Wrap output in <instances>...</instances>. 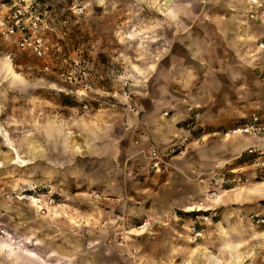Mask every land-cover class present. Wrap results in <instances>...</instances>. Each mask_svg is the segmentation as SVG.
Returning a JSON list of instances; mask_svg holds the SVG:
<instances>
[{"label": "rangeland", "instance_id": "rangeland-1", "mask_svg": "<svg viewBox=\"0 0 264 264\" xmlns=\"http://www.w3.org/2000/svg\"><path fill=\"white\" fill-rule=\"evenodd\" d=\"M31 1L44 25H49L44 34L53 43L54 50L44 59L19 49L11 38L5 37L0 26V67L5 71L3 75L0 71V94L19 92L27 88L30 81L31 92H43L53 99L71 102L78 106L79 113L88 109L83 106L85 102L90 107L98 101L92 100L91 95L79 99L76 91L83 85L74 81L81 78V74L82 81H86V77L97 81L99 73L93 68L96 73L83 74L73 59L82 60L86 69L89 65L96 67L103 63L125 69L121 65L130 66L132 62L134 67L144 59L143 51L136 41L129 40L138 37L134 36L136 30L127 32L129 38L126 40L114 34L121 20L127 17V27L131 28L135 27V22L144 26L150 22L154 27H162L165 23L160 14L161 4L148 0ZM181 8L184 9L183 4ZM0 10L1 15L8 13L1 3ZM139 14L154 19L135 20ZM139 32L142 33L140 29ZM243 37L249 39L250 32ZM59 45H62V51L57 50ZM46 63L49 68L45 67ZM8 65L23 83H10L12 75H9ZM243 70L247 84L238 83L240 91L250 90V79L258 75V71ZM105 79L110 88L117 84L111 76L105 75ZM100 81L103 80L100 78ZM257 86L258 83H254V87ZM198 88L199 84H194L185 89H191V95H195ZM178 92L182 94V91ZM239 97L238 107L242 112L219 124L211 122L214 118L211 111L201 112L194 101L176 109L180 114L171 141L173 145L170 146L171 142L159 145L161 150L167 151L165 158L170 161L162 163L158 178L151 182L150 188L142 190L140 181H128L124 195L108 196L84 180L68 195L39 189L41 202L20 198L21 195L16 194L23 191L10 190L5 165L12 164L9 160L13 155L11 146L20 156L15 165L32 162L38 155V146L29 143L28 151L24 153L13 142L2 123L7 114V102L19 100H0V131L10 149L7 153V147L0 143V198H11L15 202L14 210H0V248H12L14 243L11 242L20 245V248L15 245L14 254L0 250V264H40V256L60 264H264V167L234 157L240 151L224 154L223 157L228 159L213 154L216 164L227 160L225 165L217 167L211 164L212 158L202 157L201 151L205 147L210 154L220 147L225 140L215 131H225L243 122L251 113L256 101ZM187 107L189 114L185 113ZM218 118L224 119L223 116ZM74 141L73 148H80L76 151L88 152L87 143ZM208 166L214 169L202 171ZM170 172L172 179L165 182ZM202 172L217 192L213 198L206 195L207 184L200 180ZM82 178L80 176V181ZM167 183L176 186L166 196ZM96 193L100 195L95 196ZM173 209L176 210L172 213L174 221L168 218ZM166 217L169 221L163 222ZM183 222L186 224L182 225ZM196 230L202 234L196 235ZM25 236H31V239L25 241Z\"/></svg>", "mask_w": 264, "mask_h": 264}, {"label": "crops", "instance_id": "crops-1", "mask_svg": "<svg viewBox=\"0 0 264 264\" xmlns=\"http://www.w3.org/2000/svg\"><path fill=\"white\" fill-rule=\"evenodd\" d=\"M148 1L161 4L160 14L162 19H165L164 25L154 27V24L146 22L149 26L145 23V27L135 22V27L131 28L127 27V17L120 19L121 23L114 34L123 36L126 40L129 38L126 37L127 32L136 30L134 36L138 37L129 40L137 42L143 51L144 59L136 63L139 66L133 67L132 62L130 66L122 64L125 69L115 64L103 63L96 67L89 65L87 73L93 74L97 71L98 79H75L74 83L79 81L83 85L76 94L79 99L91 95L90 98L98 102L91 104L83 113H79L78 106L71 102L53 99L43 92H31L30 81L28 87L19 92L8 91L0 94L1 101L19 100L7 102L6 105L7 114L2 124L9 132L10 138L24 153H27L29 143L34 144V147L38 146L36 158L28 164L25 161V165H15L20 161V156L11 146L13 155L9 160L12 164L5 165L11 191H22L23 188L33 185L51 193L68 195L84 180L108 196L124 195V187L128 185V181H140L141 189L145 190L151 187V182L157 180L159 175L149 156L150 146L159 147L174 140L180 114L177 108L194 101L193 104L199 107L201 112L211 111L214 115L211 122L219 124L242 112L238 107L241 95L256 101L252 105L254 107L251 113L259 111L264 114V47L259 46V41L264 40V0ZM182 4L184 9L181 8ZM196 6L199 7L198 10ZM169 8H172V12ZM134 19L153 21L154 18L139 14ZM7 21V14L0 13L2 33ZM45 26L48 28V23H45ZM139 29L141 34H138ZM248 32L250 38L245 39L243 36ZM12 41L18 47L14 38ZM139 41H142L141 44ZM59 47L63 50L62 45ZM22 50L33 52L31 49ZM124 62L123 59L122 63ZM93 68L96 71H92ZM245 68L253 73L258 71V75L257 78L250 79V90L240 91L238 83L247 84L243 70ZM0 71L2 75L5 72L2 67ZM8 71L9 75H12L11 84L23 83V79L13 73L10 65ZM124 74L132 76L129 97L122 93ZM105 75L111 76L112 81L117 84L110 88ZM100 78L103 81H100ZM254 83H258L257 88ZM194 84H199L198 94L191 95V89L187 92L185 88ZM208 84H214L215 87ZM224 85L229 89L224 88ZM83 89H86V92H83ZM176 90L182 91V94ZM185 93L189 95L186 96ZM189 108L187 107L188 111L185 113L189 114ZM169 110L172 114L165 113ZM220 116L224 119H219ZM230 128L232 126L228 129ZM225 131H215L221 133L225 141L220 143V147H216L219 149H213L210 154L205 147L201 149L202 157L212 158L214 154L216 157L225 158L224 154L241 151L249 143L245 134L226 135L223 134ZM74 140L87 143L88 152L76 151L80 148H73ZM0 143L7 147V153L10 152L1 131ZM237 156L238 154L234 157ZM168 161L170 160L168 159L167 163ZM226 161L216 164L212 158L211 164L218 167L225 165ZM212 169L214 167L208 166L202 171ZM171 174H167L165 182L172 179ZM80 176H83L82 181ZM165 182L163 186H166ZM175 186L168 184L165 195H169ZM12 200L0 198V210H14L15 202ZM175 211L170 210L171 215H168L172 221V213ZM168 221L167 217L163 220ZM176 222L179 223V220ZM185 224L183 222L182 225ZM172 227L176 226L173 224ZM30 239L31 236L24 238L25 241ZM11 243H14L12 248L0 250L9 251V255L14 254L15 245L19 248L20 245ZM40 259V264H60L49 262L45 257L40 256ZM219 260L217 259L221 262Z\"/></svg>", "mask_w": 264, "mask_h": 264}, {"label": "built area", "instance_id": "built-area-1", "mask_svg": "<svg viewBox=\"0 0 264 264\" xmlns=\"http://www.w3.org/2000/svg\"><path fill=\"white\" fill-rule=\"evenodd\" d=\"M252 1L258 2V0ZM32 2L33 1L29 0H0V3L6 8L8 12V21L5 24L3 34L5 37L11 39L14 38L18 47L22 49H31L38 57L46 59L49 52L54 50V47L53 43L44 34V28L46 26L42 22L43 20L39 13H37L36 10L32 8ZM259 46L264 47V40L259 41ZM57 50H62V48L58 46ZM73 60L80 72L83 74L88 72V69H86L87 67L83 64L82 60L78 58ZM45 67L49 68L50 65L46 63ZM82 76L83 75L81 74V77ZM131 81L132 80L128 75L124 74L122 76V93L124 96L129 97L131 95ZM83 106L84 108H89L88 102H85ZM190 109H192V106H190ZM165 113H168V111H165ZM238 133L245 134L249 138V143L239 152L237 157L242 156L243 153H246L251 157V159L248 158V160H251L253 165L264 167V114L259 111L253 112L243 122L224 132L226 135ZM169 149L170 151H173V148L170 147ZM166 154L167 151L165 152L164 150H161L156 145L150 146L149 156L152 159V165L155 169H161L162 163L167 161L165 158ZM204 173L205 172L200 173V180L207 184V197L213 198L217 192L215 189L211 188L212 186L210 182H208V178L202 175ZM38 190L39 189L36 186H28L27 188L22 189L23 192L21 194L17 193L16 195L20 197L22 194H34L39 196L42 201V197L40 196ZM96 194L100 195L99 193ZM20 198H26L30 200L29 197ZM51 200L55 201V198H51ZM195 232L196 235L202 234L200 230H196Z\"/></svg>", "mask_w": 264, "mask_h": 264}, {"label": "bare ground", "instance_id": "bare-ground-1", "mask_svg": "<svg viewBox=\"0 0 264 264\" xmlns=\"http://www.w3.org/2000/svg\"><path fill=\"white\" fill-rule=\"evenodd\" d=\"M96 196H99L98 194H95ZM21 197H29L32 201H37V202H40L41 201V198H39L37 195L35 196L34 194H31V195H25V194H22ZM207 198V197H206ZM4 245V244H3ZM12 246V245H11Z\"/></svg>", "mask_w": 264, "mask_h": 264}, {"label": "trees", "instance_id": "trees-1", "mask_svg": "<svg viewBox=\"0 0 264 264\" xmlns=\"http://www.w3.org/2000/svg\"><path fill=\"white\" fill-rule=\"evenodd\" d=\"M240 158H244V160H246V159H248V158H250L251 159V157L249 156V155H247L246 153H243V155L242 156H239ZM238 157V158H239Z\"/></svg>", "mask_w": 264, "mask_h": 264}]
</instances>
